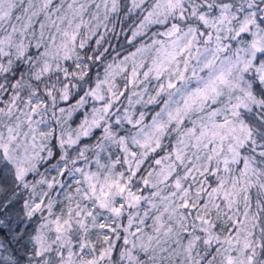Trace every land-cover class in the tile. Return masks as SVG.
I'll list each match as a JSON object with an SVG mask.
<instances>
[{"label":"snow or ice","instance_id":"obj_1","mask_svg":"<svg viewBox=\"0 0 264 264\" xmlns=\"http://www.w3.org/2000/svg\"><path fill=\"white\" fill-rule=\"evenodd\" d=\"M0 264H264V0H0Z\"/></svg>","mask_w":264,"mask_h":264}]
</instances>
